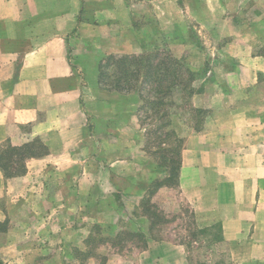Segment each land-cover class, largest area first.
<instances>
[{
	"label": "crops",
	"instance_id": "1",
	"mask_svg": "<svg viewBox=\"0 0 264 264\" xmlns=\"http://www.w3.org/2000/svg\"><path fill=\"white\" fill-rule=\"evenodd\" d=\"M104 6L96 0H0V264H35L25 227L15 226L28 217L18 203L41 202L54 171L78 172L80 184L95 181L97 147L111 145V137L100 141L92 131L87 95L106 85L111 57L143 58L145 47L136 36L117 34L122 24L105 15ZM80 45L92 56L88 74L93 77L86 84L78 72ZM88 54L82 60L89 61ZM228 58L233 64L232 55ZM159 59L153 58L154 66ZM224 72L226 78L215 71V82L230 89L212 81L191 97L193 109L210 115L200 120L201 129L184 136L178 185L153 197L168 217L185 215L189 208L193 230L180 229L188 235L183 241L175 223L166 239L154 237L146 226L147 246L127 257L132 262L111 256L107 264H193L190 248L197 241L190 236L205 229L214 250L226 251L204 264H264V55L250 50ZM256 92L263 102H245L255 100ZM133 120L142 133L137 113ZM118 162L125 161L119 157ZM136 170L145 168L140 164ZM80 231L73 228L69 235Z\"/></svg>",
	"mask_w": 264,
	"mask_h": 264
},
{
	"label": "rangeland",
	"instance_id": "2",
	"mask_svg": "<svg viewBox=\"0 0 264 264\" xmlns=\"http://www.w3.org/2000/svg\"><path fill=\"white\" fill-rule=\"evenodd\" d=\"M96 3L105 5V15L120 21L122 27L115 28L117 34L140 39L145 47L142 55L145 61L160 58L156 79L162 81L161 90L168 87L171 79L167 73L175 61L192 73V92H184L180 87L169 93L157 90L140 93L141 86H146L143 71L134 92L127 94V99L120 98L116 96L118 91L113 90L119 77L116 66L107 71L104 88L89 90L84 105L91 114L92 131L100 141L111 137V145L97 147L93 160L94 171L97 170L95 181L80 184L78 172L54 171L49 186L43 189L41 202L18 203V207H25L28 217L17 219L15 226L25 227V244L32 247V253L42 254L41 257L33 254L35 264H107L111 256H122L126 262H132L130 258L146 244L139 234L155 223L151 212L162 219L152 232L156 238L166 239L173 226L180 238L184 234L180 229L193 230L189 208L183 209L185 215L168 217L153 201L159 191L153 194L158 182L180 166L185 134L191 129H201L202 122L210 115L193 109L191 97L195 92H203L209 82L216 81V70L224 74L233 64L236 67L250 50L256 48L257 53L264 55V0H96ZM143 30H151L147 38L141 37ZM87 51L80 45L76 53L82 84L93 77L88 74L92 56L84 54ZM87 54L89 61L82 60ZM231 55L233 64L228 58ZM237 55L242 58L239 60ZM214 85L224 90L229 88L218 79ZM259 93L253 95L255 100L245 102H263ZM136 113L142 133L133 120ZM105 131L111 135L104 134ZM119 157L125 162H118ZM140 164L145 170L137 172ZM101 166L109 171L99 170ZM126 173L132 176L130 181ZM90 215H94L93 219ZM73 228L83 233L69 235ZM186 237L184 234L183 241ZM190 237L197 241L190 248L193 264L209 263L216 254L226 251L221 246L215 251L210 236ZM16 240L20 244L24 242Z\"/></svg>",
	"mask_w": 264,
	"mask_h": 264
},
{
	"label": "trees",
	"instance_id": "3",
	"mask_svg": "<svg viewBox=\"0 0 264 264\" xmlns=\"http://www.w3.org/2000/svg\"><path fill=\"white\" fill-rule=\"evenodd\" d=\"M109 61L111 66H116V68H118L119 70V74H118L119 77L117 78V80H115V86H113L114 91H118L124 94L125 93L128 94L134 91L136 82L139 80L140 76L144 71L145 75H144L143 83L146 86H141L140 92L142 93H146V92L148 93L153 90H157L158 92L161 93H169L172 92L174 89L177 88L179 89L180 87H182V91L184 92H186L187 90L190 91V93L192 92L191 91V82L193 81L192 73L186 70L184 66H182L178 62L173 61V63L170 64L167 74L171 80L169 81L168 87L165 88L166 90H161L162 81L156 79V77L159 78L160 68L156 69V66L161 67L160 64L162 63V61L159 60V64H157L156 66H154L155 64L153 63V59L149 58L145 61L144 58L136 57V56L133 57L130 56L126 58L111 57ZM144 64L146 69L144 68ZM185 74L189 75V77L186 78ZM14 160L15 161L17 160V162H19L18 158ZM180 166H181V162H180ZM180 166L179 168H173L171 170L172 174L169 173L168 177L158 182V186L155 188L153 194H155L159 189L163 187L175 188L178 185ZM151 214L153 218L155 217L154 218L155 223L151 227L152 229H154V227L158 226L162 222V219H159L158 214L156 212H151ZM198 233L193 236L194 237H199L201 235L207 236L211 232L210 230L205 229L199 231ZM139 237L145 240V242H147L146 235L144 233L139 234ZM213 237L214 240L219 239L218 235L216 234L213 235ZM146 246L147 243L145 244L144 247Z\"/></svg>",
	"mask_w": 264,
	"mask_h": 264
}]
</instances>
